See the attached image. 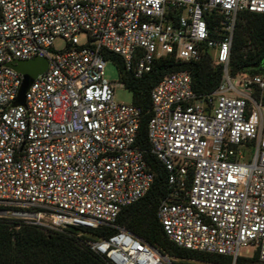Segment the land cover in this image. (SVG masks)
I'll list each match as a JSON object with an SVG mask.
<instances>
[{"label": "built area", "instance_id": "built-area-1", "mask_svg": "<svg viewBox=\"0 0 264 264\" xmlns=\"http://www.w3.org/2000/svg\"><path fill=\"white\" fill-rule=\"evenodd\" d=\"M242 13L264 14V0H0V218L113 228L86 242L111 264H178L117 224L155 173L137 144L142 109L116 100L104 52L142 78L162 57L210 51L224 67L212 95L199 97L187 71L151 94L148 142L171 188L157 218L179 248L232 264L252 248L264 263V74L229 72ZM34 58L48 68L13 106L23 76L11 65Z\"/></svg>", "mask_w": 264, "mask_h": 264}, {"label": "trees", "instance_id": "trees-1", "mask_svg": "<svg viewBox=\"0 0 264 264\" xmlns=\"http://www.w3.org/2000/svg\"><path fill=\"white\" fill-rule=\"evenodd\" d=\"M213 28V22H209ZM218 37V35H213ZM105 59L114 63L121 82L133 95V103L142 109V122L138 146L143 151L148 167L155 173L149 192L136 204L123 209L117 224L143 242L157 248L163 255L178 264H232V260L218 255L182 249L166 236L157 218V211L166 196L171 193L169 173L151 152L148 142V124L152 117L151 94L167 75L180 71L191 74L194 90L199 97L212 95L219 88L224 67L215 63L212 53L206 51L198 62H184L166 56L155 61L151 72L136 78L127 70L119 55L105 51ZM264 61V14H240L231 52L229 72L231 76L264 74L255 69ZM82 234L80 237L79 234ZM116 233L113 228L87 230L71 227L64 232L47 233L37 226L19 219L0 218V264H111L104 256L93 252L86 242L91 238H106ZM237 264H264L258 255L240 257Z\"/></svg>", "mask_w": 264, "mask_h": 264}, {"label": "water", "instance_id": "water-1", "mask_svg": "<svg viewBox=\"0 0 264 264\" xmlns=\"http://www.w3.org/2000/svg\"><path fill=\"white\" fill-rule=\"evenodd\" d=\"M11 66L23 76V82L13 106H25L29 88L47 70L48 62L44 58H34L33 60L19 61L16 65ZM259 67L264 69V61L260 65H256L255 69Z\"/></svg>", "mask_w": 264, "mask_h": 264}, {"label": "rangeland", "instance_id": "rangeland-1", "mask_svg": "<svg viewBox=\"0 0 264 264\" xmlns=\"http://www.w3.org/2000/svg\"><path fill=\"white\" fill-rule=\"evenodd\" d=\"M79 40L81 43H85L86 42V35H84V34L79 35ZM65 47H66V43L62 39H57L54 42L55 51H63L65 49ZM31 60H33V59H31ZM105 77L109 82H113V83L118 84L116 89H115L116 100L118 102L124 103V104L133 103L132 93L127 88H122L121 86H119V84H121L122 82L120 79L119 70L114 63L107 62ZM42 230H44V229H42ZM44 231L47 233H55V232H52L49 230H44ZM253 255H254V250L252 248H245L241 251L242 257L251 258V257H253Z\"/></svg>", "mask_w": 264, "mask_h": 264}, {"label": "flooded vegetation", "instance_id": "flooded-vegetation-1", "mask_svg": "<svg viewBox=\"0 0 264 264\" xmlns=\"http://www.w3.org/2000/svg\"><path fill=\"white\" fill-rule=\"evenodd\" d=\"M257 70H259V69H263V67H259V68H256Z\"/></svg>", "mask_w": 264, "mask_h": 264}]
</instances>
